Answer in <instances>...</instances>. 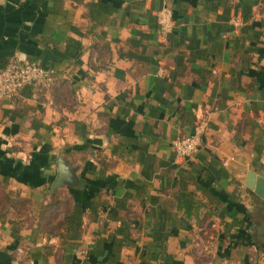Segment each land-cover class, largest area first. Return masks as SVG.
Returning <instances> with one entry per match:
<instances>
[{
	"label": "crops",
	"instance_id": "obj_1",
	"mask_svg": "<svg viewBox=\"0 0 264 264\" xmlns=\"http://www.w3.org/2000/svg\"><path fill=\"white\" fill-rule=\"evenodd\" d=\"M17 53L54 78L0 99V264H264V0H0Z\"/></svg>",
	"mask_w": 264,
	"mask_h": 264
},
{
	"label": "built area",
	"instance_id": "obj_2",
	"mask_svg": "<svg viewBox=\"0 0 264 264\" xmlns=\"http://www.w3.org/2000/svg\"><path fill=\"white\" fill-rule=\"evenodd\" d=\"M234 24L238 26L240 22L234 21ZM173 29L174 21L171 12L165 8L159 15V30L164 41H167ZM53 78L54 73L51 69L31 61L24 53H17L9 59L5 68L0 71V99L14 100L25 88L43 86ZM203 132V126L200 124L196 126L193 135L176 140L173 149L177 158L185 160L197 155L202 147Z\"/></svg>",
	"mask_w": 264,
	"mask_h": 264
},
{
	"label": "water",
	"instance_id": "obj_3",
	"mask_svg": "<svg viewBox=\"0 0 264 264\" xmlns=\"http://www.w3.org/2000/svg\"><path fill=\"white\" fill-rule=\"evenodd\" d=\"M61 169H62V162H61ZM63 173L60 176V179L58 180L56 185H59L61 181L63 180ZM249 188L253 189L256 194H258L260 197L264 198V178L259 176L256 177L254 174H251L249 177Z\"/></svg>",
	"mask_w": 264,
	"mask_h": 264
},
{
	"label": "rangeland",
	"instance_id": "obj_4",
	"mask_svg": "<svg viewBox=\"0 0 264 264\" xmlns=\"http://www.w3.org/2000/svg\"><path fill=\"white\" fill-rule=\"evenodd\" d=\"M205 263H208L209 264V262H207V261Z\"/></svg>",
	"mask_w": 264,
	"mask_h": 264
}]
</instances>
